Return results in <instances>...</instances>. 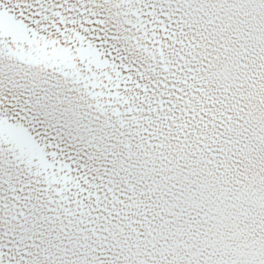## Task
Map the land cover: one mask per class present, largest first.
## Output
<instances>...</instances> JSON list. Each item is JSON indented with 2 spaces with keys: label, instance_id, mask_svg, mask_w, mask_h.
Masks as SVG:
<instances>
[{
  "label": "snow or ice",
  "instance_id": "obj_1",
  "mask_svg": "<svg viewBox=\"0 0 264 264\" xmlns=\"http://www.w3.org/2000/svg\"><path fill=\"white\" fill-rule=\"evenodd\" d=\"M0 264H264V0H0Z\"/></svg>",
  "mask_w": 264,
  "mask_h": 264
}]
</instances>
